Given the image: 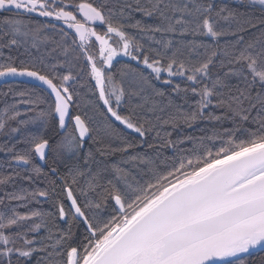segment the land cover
<instances>
[{
  "label": "snow or ice",
  "instance_id": "snow-or-ice-1",
  "mask_svg": "<svg viewBox=\"0 0 264 264\" xmlns=\"http://www.w3.org/2000/svg\"><path fill=\"white\" fill-rule=\"evenodd\" d=\"M238 2L259 6L261 17L254 22L247 13L214 0H102L98 6L90 0H0V55L7 48L10 53L23 49L32 57L31 66L25 61L17 66L9 54L7 62L0 63V78L38 81L43 86L40 91L15 94L27 96L19 103L33 105L32 111L47 105L35 117L18 121L21 127L36 125V132L24 133L7 123L21 114L15 104L6 106L7 119L0 118V133L20 134L17 143L28 145L14 153L12 161L27 166L23 171L29 172L0 177V185L14 189L0 198V264H33L34 258L35 264H264V254H257L264 253V0ZM137 13L140 19L135 18ZM51 21L63 24L59 31L65 42L70 32L64 29L75 35L72 45H58L64 61L49 65L56 48L48 51L46 29L58 28ZM97 22L106 31L92 26ZM129 28L139 38L127 32ZM249 29L259 34L246 39ZM227 36L235 39L221 45V38ZM197 37H207L211 43ZM93 40L98 59L90 51ZM71 52L78 53L76 59L86 60L88 85L94 81V91L107 110L103 137L95 134L101 129H93L69 111L78 80L71 71ZM121 56L142 63L154 79L172 85L173 93L185 103L189 94L197 97L191 111L170 98L166 107L152 100L148 89L155 96L164 93L130 65L117 70V79L113 61ZM37 62L45 69L68 65L69 71L50 74ZM162 73L167 78L162 79ZM173 77L186 83L182 87ZM122 107L128 108L127 114L121 113ZM107 117L138 134L140 144L120 136ZM197 120L211 122L212 134L171 139L169 128L191 127ZM53 121L58 131L53 128L52 135H45ZM237 132L247 133V138L237 142ZM153 133L158 143H148V148L157 150V159L160 148L177 153L178 163L166 170L147 153L131 151L147 143L146 137ZM53 136L60 139L53 143ZM86 138L94 151H82ZM206 139L222 141L215 153L204 144ZM197 140L206 155H196ZM186 143L193 148H179ZM184 152H192L195 158L180 155ZM116 154L118 161L109 163L107 158ZM36 158L48 165L49 172L34 163ZM33 174L48 177L51 188L15 190L17 179L31 182ZM146 174L149 178L144 180ZM37 197L50 201L55 211L20 213L17 207L27 204L14 207L11 203H40ZM109 208L110 214L103 217L101 213ZM61 221L66 227H61Z\"/></svg>",
  "mask_w": 264,
  "mask_h": 264
},
{
  "label": "trees",
  "instance_id": "trees-1",
  "mask_svg": "<svg viewBox=\"0 0 264 264\" xmlns=\"http://www.w3.org/2000/svg\"><path fill=\"white\" fill-rule=\"evenodd\" d=\"M75 2H80V0H75ZM90 2L93 3L94 5L98 6L100 3H102V0H90ZM214 3H216L218 5H226L230 9H235L239 12L247 13L248 15L253 17L254 22H255L256 18H260L262 15L261 12L259 11V6H251V5L247 4L246 2L240 3V2H238V0H214ZM135 18L140 19L141 17L137 13V14H135ZM35 20L36 21H42L40 19H35ZM51 23L57 24L58 28L57 29H52V28L46 29V33L50 38V42L47 45L48 51H51V49L56 48V52L53 53L54 58L49 59V61H48L49 65H51L52 63H56L57 59L61 62L64 61L63 55L60 54L61 48L58 47V45L63 44L66 47L72 45V37L74 36V34H73V32H71V30L64 29L65 31L70 32V36L68 38H66V42H65V40L62 39L61 33L59 31L60 28H63V25L59 24V23H54V22H51ZM97 30L106 31V28L103 27V28H99ZM126 31L129 32L130 34L136 35L137 38H139V34L136 33L135 29L129 28ZM249 33H251V35H249L248 33L244 34L246 39H250V38H252V36L259 34L257 29H249ZM113 39L115 40V38H113ZM196 39L197 40H203L207 43H211L210 39L207 37H197ZM234 39H235V37H231V36L222 37L220 40V43H221V45H223L225 43V41H231ZM142 42L146 46L149 43L146 40L142 41ZM153 47H154V45H153ZM2 52H3V55H0V63L7 62L5 58L7 56H9V54H10L14 58L15 64L17 66H20L21 61H25L26 63L29 64V66H31L32 57L28 56L27 54H24L23 49H19V50L13 49L10 53L9 49L5 48V49H2ZM77 54H78L77 52H71L70 57H69V59H71V61H72V64L74 65V67L71 68V71L75 76L78 77V80L73 85L74 103L71 106L72 116L80 115L82 117V119H85L89 123L90 127H92L93 129H97V128L101 129V131H99L98 133H95V134L103 137L104 136L103 127H104V123H105V119H106L107 110L104 108L102 102L99 100L98 93H96L94 91V81L92 82L91 86L88 85L87 69H83V66L86 64V60H84L83 58L76 59L75 57L77 56ZM148 54L150 56H154V53H148ZM141 59H142V57H141ZM113 64L115 66L113 71L117 73V79H119V73L117 70L123 68L124 65H130L131 68L135 69L137 73L142 72L145 76L149 77L151 85L164 93V96H162V97L161 96H155L154 94H152L151 89H148V93L151 96V99L159 102L161 104V106L166 107L167 103H168V99L170 98V99L174 100L176 105H180L184 111H191L190 105H192L194 103V101L197 99V97L191 96V94H189L188 103H185L184 100H182L179 96H177L175 93H173V91H172L173 86L172 85H165L161 81L154 79L153 74L150 72L149 69L144 68L142 63L138 64L136 61L128 60L127 57H124V58L119 57L116 61L113 62ZM36 66L38 68H41L43 71L49 72L50 74L64 75V74H67L69 71L68 65H65V67H63V68H56V69H52L49 66V68L45 69V68H43L42 65H40L37 62ZM161 78L164 79L167 77H166V75L162 74ZM172 79H173L174 83H179V84H181L182 87L186 83L180 77H173ZM233 82H235V81H233ZM81 85H84V86L81 87ZM90 87L92 90H90ZM10 89H11V91H10ZM28 89H34L36 91H40V89H38V88L23 85V84H8V85L0 87V118L7 119V117L4 115L5 108H6V106H10L13 104H15L17 106V109L21 113L20 116H18L15 120H8L7 121V123L9 125H11L12 127H21L18 124V121L29 120V119L36 116V114L40 110V108H47V105L45 104V105H40L38 108H36L34 111H32L30 109H32L34 107L33 105L19 103L20 100L28 99V97L27 96L20 97L19 95H16L15 93H18L20 91H25ZM76 93H78V95ZM211 110L212 109H207L206 112L211 111ZM120 111L122 114H127L128 108L122 107L120 109ZM215 111L217 114H219L221 112L220 109H216ZM107 122L110 123L114 129H116V131L120 134V136L127 139L131 143L140 144V138H139L138 134L132 133L130 130L125 129L123 127V125H120L118 122L113 120L111 117H107ZM69 126L72 127L73 125L69 124ZM224 126L230 127V125H228L227 123H225ZM213 127H214V125L207 120H197L191 127H187V126L182 124L180 126V128L177 130H172L170 128L168 130L173 131V135H172L171 139L175 140L178 137H180L181 134L192 135L195 137L209 136L212 134V128ZM53 128H55L58 131V124L55 121L50 123L49 128H48L47 132L45 133V135H52ZM37 130H38L37 126L31 125V124L21 127V131L24 133L36 132ZM220 130L222 131V129H220ZM8 131H9V129L6 128L5 132H8ZM153 137H154V133L149 134L146 137L147 143H144L142 146L136 147L135 149H132L131 151L133 153H136V152L147 153V155L149 157H151L152 159H154L156 164L160 166L161 170H166V167L171 166L174 162L178 163V159L174 160V158L177 157V153L173 152V150L171 148H160L159 152L162 153V155H160L159 158L157 159V156H156L157 150L148 148V143H158V141L154 140ZM21 138L22 137L20 134H16L15 136L10 137L8 135L0 133V177L9 176V175L13 174L14 171L20 172V174L22 176H28L29 175V172L23 171V169L27 166H24V167L18 166L12 161V156L14 155V153L23 152L24 150H26L28 148V145L25 143H17V141L20 140ZM235 138H236L237 142L240 139H246L247 133L237 132L235 134ZM59 139H60L59 136H53L52 142L55 143ZM118 143H119L118 140L114 141V144H118ZM221 143H222V141H220V140L211 141V140L206 139L204 141V144L207 147L211 148L213 153H215L219 149V147L221 146ZM89 148H92L93 151L95 150V146L92 145L91 141L86 140L85 141V148L82 151H87ZM179 148L191 149V148H193V145L191 143L181 144V145H179ZM9 149H12V151H9ZM180 155H185V156H190L192 158H195L192 152H184V153H180ZM196 155H206L204 149L199 147V140H197V144H196ZM97 158L103 159V158L99 157L98 154H97ZM107 159H108L109 163L117 162L119 159V154L109 156ZM64 161L70 162L69 157L64 156ZM34 163L37 164L36 159H35ZM51 163H52V154L49 153V164H51ZM9 164H11V166H9ZM46 166H47L46 169H43V172H45V173L49 172L48 165H46ZM60 168H61V171L65 170L64 164L62 162L60 163ZM132 171L139 178V174L136 173L135 169H133ZM148 178H149V175H147V174L143 176L144 180H146ZM48 180H49V178L46 176L36 177L33 174V179L31 182H29L27 180L17 179L15 181L16 186H17L15 190L19 191V189L21 187L27 189L28 191H33L35 189H44L46 187L50 189L51 185L49 184ZM13 190L14 189L10 184L0 185V198L4 197L5 192H12ZM60 190H61L60 188H57V190H56L57 193H59ZM74 191H77L75 186H74ZM77 195H79L78 191H77ZM37 200H40L41 202L37 203L35 201L26 200V201H12L11 203L14 207L17 206L18 204H21V203L27 204V207H17V211L20 213H24V212H27V211L32 210V209L43 210L45 212H49V211L54 212L55 211V209L52 207V204L50 201L45 202V201H43L42 198H39V197H37ZM8 203H9V201L7 199H5L4 204H8ZM65 203L67 204L68 202L65 200ZM109 203H112V202L110 201ZM0 209H3V205H0ZM110 212H111V208H109L107 211L101 213V215L103 217L107 218L108 215L110 214ZM59 223H60L61 227H66V225H64V222L61 221ZM80 231H82V229L77 231V242L80 238ZM40 234L41 235L44 234L43 229L41 230ZM257 254L260 255V254H264V253L258 252ZM33 264H35V258L33 260Z\"/></svg>",
  "mask_w": 264,
  "mask_h": 264
},
{
  "label": "water",
  "instance_id": "water-1",
  "mask_svg": "<svg viewBox=\"0 0 264 264\" xmlns=\"http://www.w3.org/2000/svg\"><path fill=\"white\" fill-rule=\"evenodd\" d=\"M77 17L79 19H82V17H79V14L77 12ZM40 20L42 21H45L47 22V18H43V17H38ZM51 22H57V21H51ZM60 23V22H58ZM94 28H101L102 25H100L98 22L94 25H92ZM74 33V32H73ZM75 35V33H74ZM117 60V57L114 59V61ZM113 61V62H114ZM8 84H23V85H27V86H31V87H35V88H38V89H42L43 86L39 84L38 81H34L30 78H27V77H5V78H0V87L2 86H5V85H8ZM70 113H71V116H72V111H71V107H70ZM72 124V121L69 120V124ZM73 125V124H72ZM86 140H88L86 138ZM36 162L39 166L42 167V169H46V165L42 164L41 161H39L38 158H36ZM19 166H24V165H19Z\"/></svg>",
  "mask_w": 264,
  "mask_h": 264
},
{
  "label": "rangeland",
  "instance_id": "rangeland-1",
  "mask_svg": "<svg viewBox=\"0 0 264 264\" xmlns=\"http://www.w3.org/2000/svg\"><path fill=\"white\" fill-rule=\"evenodd\" d=\"M76 15H77V12L75 13ZM34 19H39L38 17H34ZM60 24V23H59ZM63 25V24H62ZM102 28L103 27H105V26H101ZM96 29H99V28H96ZM115 40H116V38H115ZM115 40L113 39L112 41H111V43H115ZM93 47L90 49V51L91 52H93L95 55H96V57H97V59L99 58V52H98V46H95V41L93 40ZM122 57V56H121ZM119 57H117V59H118ZM124 58V57H123ZM162 74H164V73H162ZM164 75H166V74H164ZM103 104V103H102Z\"/></svg>",
  "mask_w": 264,
  "mask_h": 264
},
{
  "label": "flooded vegetation",
  "instance_id": "flooded-vegetation-1",
  "mask_svg": "<svg viewBox=\"0 0 264 264\" xmlns=\"http://www.w3.org/2000/svg\"><path fill=\"white\" fill-rule=\"evenodd\" d=\"M54 23H58V22H54ZM60 24H62V23H60ZM102 28V27H101ZM74 34V33H73ZM72 111V110H71Z\"/></svg>",
  "mask_w": 264,
  "mask_h": 264
},
{
  "label": "bare ground",
  "instance_id": "bare-ground-1",
  "mask_svg": "<svg viewBox=\"0 0 264 264\" xmlns=\"http://www.w3.org/2000/svg\"><path fill=\"white\" fill-rule=\"evenodd\" d=\"M71 124V123H70ZM19 166V165H18ZM22 167H24V166H22ZM47 167V166H46Z\"/></svg>",
  "mask_w": 264,
  "mask_h": 264
}]
</instances>
